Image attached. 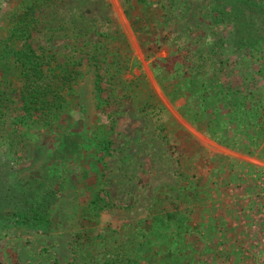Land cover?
I'll list each match as a JSON object with an SVG mask.
<instances>
[{"label":"rangeland","instance_id":"rangeland-1","mask_svg":"<svg viewBox=\"0 0 264 264\" xmlns=\"http://www.w3.org/2000/svg\"><path fill=\"white\" fill-rule=\"evenodd\" d=\"M232 1L0 0V40L15 22L45 68L74 69L29 115L0 67L3 187L47 218L0 224V264H264V23H233Z\"/></svg>","mask_w":264,"mask_h":264},{"label":"trees","instance_id":"trees-1","mask_svg":"<svg viewBox=\"0 0 264 264\" xmlns=\"http://www.w3.org/2000/svg\"><path fill=\"white\" fill-rule=\"evenodd\" d=\"M236 1H241L242 6L237 7L238 5L235 3ZM263 2L264 0H234V2L232 1L233 12L229 13L228 18L232 19L231 21H233V23L239 22V17L244 15L250 17V15H252L251 12L259 7V19H261L260 22L262 21L264 23V16L262 15L264 13V8L262 7ZM223 15L225 14L223 13L221 17ZM251 20H254V18H251ZM19 23V26H24L26 24ZM258 24L259 22L257 23V26L254 25V22L252 21L250 23V27L257 32L255 34V39H260L262 37V32H260V34L258 33L259 28H261ZM20 30L21 29H18L14 22L5 37L0 40V67L6 69L10 66V63H12L13 67L16 68V79L20 82V85L18 86V99L16 100L17 102H20L19 106L21 110L29 115L34 113L46 115L60 102L61 90L69 85V82L73 78L74 69L59 67L58 70L55 71L53 68H45L43 66L46 62L45 56L42 55V53H37L31 46L27 40V34L29 33L25 32L23 34ZM17 38H22L18 46L15 45V40ZM241 42V44L244 45L249 43V41L246 40ZM6 98L7 99H4L2 103L5 102L6 108L10 110L14 102L13 96L6 95ZM7 100H9V103ZM240 107L241 108L236 107L238 110L240 109V113L252 110L251 108L243 110V107ZM252 112V114H255L254 110ZM233 114L234 111L231 107L226 106V108H224V115L232 116ZM187 118L195 120V117L193 116H187ZM260 124L261 127H264V122H261ZM251 126L255 128V126ZM256 135H261L260 138H262L264 137V131H258ZM213 137L214 140L217 139V141L223 143L218 136V138H216V136ZM10 164L11 162L9 159L0 157V224L5 225L7 223L16 222L24 225L33 224L44 227L43 225L47 221V218L42 216V211H39L38 209L34 210L33 214H30L31 207L30 209H26L28 205L27 207L25 206L26 198L24 197L25 194L23 190H12L9 186L3 187L4 177H6L8 171L7 167L9 168ZM18 196H20V198ZM99 199L98 194L91 197L89 205L94 209L103 208L107 203H99ZM169 252L172 253L170 250ZM123 261L124 264H133L130 255L126 256Z\"/></svg>","mask_w":264,"mask_h":264},{"label":"crops","instance_id":"crops-1","mask_svg":"<svg viewBox=\"0 0 264 264\" xmlns=\"http://www.w3.org/2000/svg\"><path fill=\"white\" fill-rule=\"evenodd\" d=\"M167 219H169V218L167 217ZM167 219H162V220H163L162 223L165 224V222H166ZM184 219H185V214H184ZM212 221H213L212 218H211V219H205V220H204V223L207 222L206 225H208V224L210 225ZM180 222H182V220H180ZM43 235H44V234H43ZM47 235H48V237H50L49 240L47 241V242H48L47 244H51V243H52V241H51L52 239H51V238H54L55 235H54L53 232H51V231H49ZM36 236H39V235H32V236H31V237H32V241H33V239H34V242H38V241H43V240L45 239V237H42V236H41L39 239H37ZM204 238H205L204 240H207V239H206V238H207L206 236H205ZM209 239H210V238H209ZM195 242H197V241H195ZM195 242H194V243H195ZM32 243H33V242H32ZM194 243L190 244V242H187V247H188V249H193L194 252H195V250L197 249V246L195 247ZM196 244H197V243H196ZM32 246L34 247V245H32ZM204 248L206 249V247H204ZM164 252H165L166 254L171 253V252H169L168 249L165 250ZM189 259H190V256H189ZM192 260L194 261V260H196V258L193 257ZM191 263H192V262H191Z\"/></svg>","mask_w":264,"mask_h":264}]
</instances>
